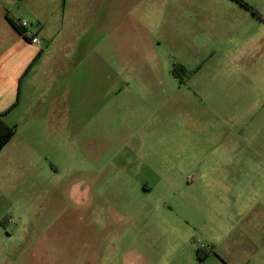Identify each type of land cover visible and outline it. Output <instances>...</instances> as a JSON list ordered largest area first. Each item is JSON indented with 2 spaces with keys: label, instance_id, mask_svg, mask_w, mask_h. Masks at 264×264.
<instances>
[{
  "label": "rangeland",
  "instance_id": "rangeland-1",
  "mask_svg": "<svg viewBox=\"0 0 264 264\" xmlns=\"http://www.w3.org/2000/svg\"><path fill=\"white\" fill-rule=\"evenodd\" d=\"M98 4L95 101L0 152V264H264V0Z\"/></svg>",
  "mask_w": 264,
  "mask_h": 264
},
{
  "label": "crops",
  "instance_id": "crops-1",
  "mask_svg": "<svg viewBox=\"0 0 264 264\" xmlns=\"http://www.w3.org/2000/svg\"><path fill=\"white\" fill-rule=\"evenodd\" d=\"M102 13L98 0L71 4L67 0H0V115L16 127L2 150L18 140L20 146L37 152L50 139L63 138L65 124L80 122L83 95L85 101H95L91 90L97 84L92 85L97 74L98 25L108 21ZM9 19L27 21V37H37L39 43L28 40ZM159 261L137 258L113 263Z\"/></svg>",
  "mask_w": 264,
  "mask_h": 264
},
{
  "label": "trees",
  "instance_id": "trees-1",
  "mask_svg": "<svg viewBox=\"0 0 264 264\" xmlns=\"http://www.w3.org/2000/svg\"><path fill=\"white\" fill-rule=\"evenodd\" d=\"M9 21L21 34H23L28 40H31L26 35V28L22 27L19 23H17L13 19H9ZM180 69L186 71L184 68H180ZM173 74L177 76L179 74V69L174 68ZM15 134H16V127L8 125L3 119H1V115H0V152L5 147V145L14 137Z\"/></svg>",
  "mask_w": 264,
  "mask_h": 264
},
{
  "label": "built area",
  "instance_id": "built-area-1",
  "mask_svg": "<svg viewBox=\"0 0 264 264\" xmlns=\"http://www.w3.org/2000/svg\"><path fill=\"white\" fill-rule=\"evenodd\" d=\"M19 24H20L22 27H24V28H26V27L28 26V22H27V21H22V22H20ZM31 42H32V43H39V39H38L37 37H34V38H32ZM209 249H211V248L209 247Z\"/></svg>",
  "mask_w": 264,
  "mask_h": 264
}]
</instances>
